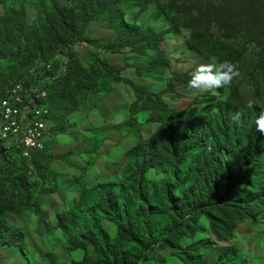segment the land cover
<instances>
[{"label":"trees","instance_id":"16d2710c","mask_svg":"<svg viewBox=\"0 0 264 264\" xmlns=\"http://www.w3.org/2000/svg\"><path fill=\"white\" fill-rule=\"evenodd\" d=\"M150 1L68 0L67 5L59 6L53 0H0L4 8L0 41L14 43L20 55L28 51L32 57L42 54L49 59L61 46L73 45L71 52L63 50L66 54L62 55L68 59L65 73L47 85L55 134L56 113L68 117L91 93H103L106 86L122 81L120 70L106 62L85 66L78 57L79 49L85 45L94 44L102 56L129 51L148 57L140 70L150 79L168 70L166 54L161 49L168 30L129 26L125 19V11L138 9L139 16ZM29 7L38 11L35 23L29 21ZM95 21L106 22L115 37L107 43L95 41L88 34ZM220 27L225 32L235 29L227 22ZM189 47L219 63L228 60L237 65L233 61L237 56L233 44L200 32L199 28H193ZM23 61L25 66L29 64V58L23 57ZM96 72L102 75L103 85H97ZM48 73L54 74V70ZM127 83L136 96L130 108V126H139L138 115L145 109L158 112L151 121L157 122L159 128L148 143L139 136L119 182L81 185L78 206L64 226L68 245L87 253L93 251L94 258L86 255L77 264H144L156 255L159 261H165L162 253L167 247L177 249L175 256L181 264H204L213 249L206 237L197 238L200 232L227 242L235 237L234 231L241 222L248 219L255 225L264 213V134L255 126L264 104L248 109V99L232 81L230 86L218 89L221 96L226 97L227 92L229 96L217 115L192 118L189 111L171 110L160 93ZM5 95L0 94V100ZM237 112L242 113L238 121L232 119ZM166 120L184 125L185 130L167 127ZM53 142L45 152L35 154L33 160L46 154ZM0 158L27 161L21 155L6 154L3 149ZM15 189L20 196L11 206L0 199V248L17 251L27 244V236L3 218L8 211L29 210L31 197L21 180L15 181ZM209 264L248 262L239 257L238 250L229 247Z\"/></svg>","mask_w":264,"mask_h":264},{"label":"rangeland","instance_id":"374dc122","mask_svg":"<svg viewBox=\"0 0 264 264\" xmlns=\"http://www.w3.org/2000/svg\"><path fill=\"white\" fill-rule=\"evenodd\" d=\"M53 1L59 6L68 4V0ZM137 11L135 8L125 11L129 26L168 30L161 43L168 70L164 75L150 79L140 70L148 62L146 56L129 51L102 56L100 50L90 43L85 45L86 49H79L78 57L85 66L91 68L99 66L100 61L106 62L111 68L120 70L122 81L106 86L103 93L101 90L91 93L89 99L68 117L56 113L55 141L37 160L23 162L0 158V199L7 206L16 202L20 196L15 189L16 180L25 183L31 197L29 210L22 213L8 211L3 218L13 229L24 231L27 244L17 251L0 248V264H77L86 255L95 257L93 251L87 253L83 249L70 248L69 235L64 230L71 213L78 206L80 187L84 183L97 186L119 182L128 154L135 148L139 136L148 143L159 128L157 122L151 121L158 112L145 109L138 115L139 126H130V108L136 96L128 81L160 93L163 101L175 112L189 111L190 117L204 119L218 114L229 92L223 97L218 89H189L188 81L177 78L191 77L200 64H219L216 58H207L190 49L193 28L234 45L237 56L233 61L237 63L240 75L233 82L248 100L255 101L254 106L264 104V0H152L139 16H136ZM3 14L4 8L0 3V16ZM191 14L200 16L191 17ZM28 18L31 23L37 22L38 11L29 7ZM226 22L235 29L223 31L220 25ZM88 34L101 43L115 37L104 21L93 22ZM61 47L55 56L48 59L42 54L32 57L28 51L20 55L14 43L0 41L1 96L15 79L30 80L31 86L42 82L43 78L32 75L31 70L38 68V72L45 63L53 61L54 75L60 78L68 61L62 55L66 54L63 50L71 52L73 45ZM23 57L29 58L26 66ZM95 80L97 85L104 83L98 72ZM165 124L185 130L184 125L174 120H166ZM234 233L235 237L227 242L202 232L197 235V238L206 237L205 241L213 249L204 258V264L216 261L219 254L229 247L238 250L239 257L246 259L248 264H264V213L257 224L246 219ZM175 252L177 249L174 247H167L162 253L165 261H159L156 255L154 260L148 259L144 264H181Z\"/></svg>","mask_w":264,"mask_h":264},{"label":"built area","instance_id":"2783aa9c","mask_svg":"<svg viewBox=\"0 0 264 264\" xmlns=\"http://www.w3.org/2000/svg\"><path fill=\"white\" fill-rule=\"evenodd\" d=\"M54 62L45 63L41 70H31L42 82L31 86L30 80L13 82L0 100V149L6 154L21 155L28 162L35 154L45 152L55 137V124L47 85L58 78L49 74ZM37 72V73H36Z\"/></svg>","mask_w":264,"mask_h":264},{"label":"clouds","instance_id":"9594fccd","mask_svg":"<svg viewBox=\"0 0 264 264\" xmlns=\"http://www.w3.org/2000/svg\"><path fill=\"white\" fill-rule=\"evenodd\" d=\"M240 75L238 66L228 60L214 63L200 64L191 74L188 81V88L197 91H210L213 89L224 88L230 86L232 81ZM255 101L249 99L246 107L252 109ZM242 113L237 112L232 116L233 120L238 121ZM256 131L264 134V111H262L255 120Z\"/></svg>","mask_w":264,"mask_h":264}]
</instances>
